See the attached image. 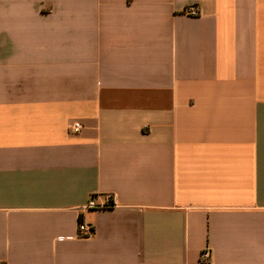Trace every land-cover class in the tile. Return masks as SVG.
Listing matches in <instances>:
<instances>
[{
    "label": "crops",
    "instance_id": "crops-1",
    "mask_svg": "<svg viewBox=\"0 0 264 264\" xmlns=\"http://www.w3.org/2000/svg\"><path fill=\"white\" fill-rule=\"evenodd\" d=\"M0 264H264V0H0Z\"/></svg>",
    "mask_w": 264,
    "mask_h": 264
},
{
    "label": "built area",
    "instance_id": "built-area-1",
    "mask_svg": "<svg viewBox=\"0 0 264 264\" xmlns=\"http://www.w3.org/2000/svg\"><path fill=\"white\" fill-rule=\"evenodd\" d=\"M185 13L187 15H190V16H197L198 15L197 7L196 6H189L186 8ZM81 128H82V126L78 122H73L68 126V130L72 134L79 133ZM106 201L110 204V201H111L110 197H107ZM87 206L88 207H97L94 204L93 198L90 199ZM77 230H78V236L79 237H90L93 235V232H94L93 228L90 225H86V224L81 223V222L78 224ZM208 260H209V252L206 249L205 251H203L200 254V261L205 263V262H208Z\"/></svg>",
    "mask_w": 264,
    "mask_h": 264
}]
</instances>
